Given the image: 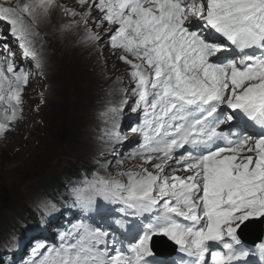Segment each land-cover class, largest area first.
I'll use <instances>...</instances> for the list:
<instances>
[{
    "label": "snow or ice",
    "instance_id": "snow-or-ice-1",
    "mask_svg": "<svg viewBox=\"0 0 264 264\" xmlns=\"http://www.w3.org/2000/svg\"><path fill=\"white\" fill-rule=\"evenodd\" d=\"M78 4L83 11H62L79 17L80 42L94 49L107 40L131 68L137 97L132 111L143 110L144 122L129 128L142 136L130 156L143 164L139 171L94 174L77 187L72 200L80 216L58 234V245L33 246L26 264H159L157 237L172 242L188 258L186 264H247L251 256L264 264V241L253 252L240 236L254 223L264 225V0ZM55 7V0H4L0 40L7 39L6 26L23 57L36 59L37 28ZM0 47L4 137L23 111L22 89L29 73L15 66V52L7 43ZM35 68L42 74L39 60ZM104 140L112 148L123 145L126 137L113 124ZM101 202L118 213L101 217L107 227L89 219ZM42 208L47 215L56 204L43 202ZM145 213L152 215L125 244L116 234V229L127 230L122 217ZM17 243L10 237L3 247L11 250Z\"/></svg>",
    "mask_w": 264,
    "mask_h": 264
},
{
    "label": "rangeland",
    "instance_id": "rangeland-1",
    "mask_svg": "<svg viewBox=\"0 0 264 264\" xmlns=\"http://www.w3.org/2000/svg\"><path fill=\"white\" fill-rule=\"evenodd\" d=\"M55 3L57 7L38 26L39 35L34 38L42 74L36 71L22 98V113L12 130L0 137V246L17 232L30 211L42 209V203L67 181L85 175L97 163L104 173L122 171L107 163L105 152L104 157L93 152L100 137L97 123L103 120L94 112L116 85L130 86L126 72L130 76L131 68L120 63V55L107 46V40L94 49L80 42L83 25L75 24V17L62 16L64 4L83 9L79 4L74 0ZM66 23L73 26L63 31ZM127 91L125 87L119 97Z\"/></svg>",
    "mask_w": 264,
    "mask_h": 264
},
{
    "label": "bare ground",
    "instance_id": "bare-ground-1",
    "mask_svg": "<svg viewBox=\"0 0 264 264\" xmlns=\"http://www.w3.org/2000/svg\"><path fill=\"white\" fill-rule=\"evenodd\" d=\"M64 6H65V4H64ZM66 18H68V16H65ZM54 19V18H53ZM52 19V20H53ZM58 21V20H57ZM54 22H52V24H53ZM51 24V23H50ZM67 24V23H66ZM41 27V26H40ZM42 28V27H41ZM48 29V28H47ZM67 30V29H66ZM64 31V30H63ZM66 32V31H65ZM65 34V33H64ZM46 35V34H45ZM60 35V34H59ZM61 35H62V33H61ZM47 37V36H46ZM50 38V37H49ZM47 39V38H46ZM58 39V38H57ZM48 40V39H47ZM56 42V41H55ZM62 42V41H61ZM49 43V42H48ZM62 44V43H61ZM54 49V48H53ZM104 57V56H103ZM104 59L105 60H107V58L106 57H104ZM120 61V63H122L123 65H125V66H127L128 67V64H126V63H124L121 59L119 60ZM107 65L109 66V67H111L110 66V63H108V60H107ZM76 70H77V68H76ZM74 74V73H73ZM81 77V76H80ZM52 78V77H51ZM76 78V77H75ZM124 84L125 85H116L113 89H111L110 90V94L109 95H113V96H116V97H119L120 96V94H121V91L126 87H129V86H127L126 85V83L124 82ZM108 95V96H109ZM30 213L32 214L33 213V211H30ZM41 220V218L38 220V221H40Z\"/></svg>",
    "mask_w": 264,
    "mask_h": 264
},
{
    "label": "water",
    "instance_id": "water-1",
    "mask_svg": "<svg viewBox=\"0 0 264 264\" xmlns=\"http://www.w3.org/2000/svg\"><path fill=\"white\" fill-rule=\"evenodd\" d=\"M256 232L258 233V234H260L261 232H262V228H261V225L258 223V226H257V228H256Z\"/></svg>",
    "mask_w": 264,
    "mask_h": 264
},
{
    "label": "trees",
    "instance_id": "trees-1",
    "mask_svg": "<svg viewBox=\"0 0 264 264\" xmlns=\"http://www.w3.org/2000/svg\"><path fill=\"white\" fill-rule=\"evenodd\" d=\"M60 185H62V184H60ZM60 185H58V186H60ZM55 188V187H54Z\"/></svg>",
    "mask_w": 264,
    "mask_h": 264
}]
</instances>
